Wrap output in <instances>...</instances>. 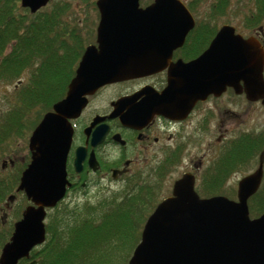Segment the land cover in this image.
Segmentation results:
<instances>
[{
    "label": "flooded vegetation",
    "instance_id": "af4514ba",
    "mask_svg": "<svg viewBox=\"0 0 264 264\" xmlns=\"http://www.w3.org/2000/svg\"><path fill=\"white\" fill-rule=\"evenodd\" d=\"M161 1L139 0L135 4L134 0H102L106 5L103 10L108 12L112 21L129 16V10L135 9L138 13L149 15V20L144 17L146 30L154 28L160 31V16L166 15L173 6L184 8L190 20L188 27L191 25V28L182 40L174 41L180 42V45L171 51H150L152 47L172 45L170 40H161L160 33L154 35L155 40L151 42L120 47L129 55L131 49L144 51V54L149 50L150 55L142 60L149 64L155 62L158 66L153 70L146 68L148 73L143 77L104 84L92 95L86 96L87 104L79 117L69 120L73 132L65 163L69 185L64 202L71 195L75 199L83 194L90 196L92 189L102 190L112 183H122L127 193L139 187L157 185L160 172L169 171L182 170L179 178L192 173L197 188L200 184H207L206 179L218 175V167L233 163H254L255 169L251 173L259 171L262 164L264 182V126H260L264 124L263 83L257 81L253 84L259 87L250 94L243 81L237 87L225 83L224 87L204 95L201 90L177 92L179 78L183 85V64L193 63L205 52L211 51L209 62L213 66L208 65L204 73L215 74L220 70L222 63L224 65L221 59L230 47L229 36L249 40V46L259 48L264 54V13L253 14L249 19L240 18L239 0ZM248 4H251L249 0ZM154 7L156 13L152 9ZM88 12L92 18H89ZM28 14H40L46 26L54 20L56 32L66 37L62 40L69 47L56 52V55L66 58L56 64L59 67L62 64L67 71L56 82L52 106L48 110L45 108L44 116L54 111L55 104L67 98L70 84L87 49L94 46L92 49L99 55L105 49L97 43L102 12L100 0H58L50 1L35 14L30 11ZM137 23L141 25L143 20L137 18ZM225 28L229 31L218 36ZM218 37L220 41H216ZM221 71L224 74L228 72L224 68ZM23 81L21 79L14 89L20 90ZM40 82L39 78V85ZM1 92L2 89L0 95ZM15 122L18 126L19 120ZM22 135L17 134L18 137ZM28 156L29 161L21 171L15 169L17 160L11 161L10 168L8 161L0 167V257L27 207L33 205L25 192L19 191L22 176L32 162L30 149ZM238 173L240 170L233 172L223 186L228 189ZM221 191L213 195L227 194ZM19 200L21 202L16 209ZM40 248L41 245L34 248L30 257L21 259L19 264L36 261L33 258Z\"/></svg>",
    "mask_w": 264,
    "mask_h": 264
},
{
    "label": "water",
    "instance_id": "95a60500",
    "mask_svg": "<svg viewBox=\"0 0 264 264\" xmlns=\"http://www.w3.org/2000/svg\"><path fill=\"white\" fill-rule=\"evenodd\" d=\"M48 1L21 0V6L36 13ZM138 1L134 0V3ZM105 6L100 0L102 24L97 42L105 49L101 55L92 49L94 46L87 49L67 98L55 104L53 112L44 115L30 137L32 162L22 176L19 191H24L34 206L27 208L23 219L16 225L15 234L3 249L0 264H19L21 259L30 257L33 248L45 243L47 210L63 200L69 185L65 168L73 132L69 120L79 117L87 104L86 96L104 84L143 77L148 73L146 68L153 70L158 66L155 62H144L143 57L150 55L152 50L171 51L180 45L174 41L182 40L191 28L184 8L172 6L166 15L160 16L162 23L157 31L154 28L146 30L144 17L149 20L146 13L133 9L129 10V16L112 21L108 12L103 10ZM152 9L157 12L156 7ZM137 18L143 20L141 25ZM226 31L229 28L223 29L218 36ZM159 33L161 40H170L172 45L152 47L149 54L131 49L129 55L120 49L131 43L151 42ZM220 40V37L216 39ZM228 43L230 47L221 59L224 65L222 63L215 74L204 73L211 65V51L193 63L183 64V89L179 78L177 92L201 90L204 95L224 87L225 83L237 87L241 81L245 82L248 94L256 91L259 86L253 84L257 81L264 83V54L259 48L249 46L250 41L241 36H229ZM134 59L140 62H134ZM221 68L228 72L224 74ZM260 167L257 173L240 182L238 201L224 196L200 198L194 190L193 176L185 174L176 181L172 196L162 200L145 222L141 241L128 264H264V214L251 219L248 208L250 198L260 189L262 164Z\"/></svg>",
    "mask_w": 264,
    "mask_h": 264
},
{
    "label": "trees",
    "instance_id": "16d2710c",
    "mask_svg": "<svg viewBox=\"0 0 264 264\" xmlns=\"http://www.w3.org/2000/svg\"><path fill=\"white\" fill-rule=\"evenodd\" d=\"M19 4L20 0H0V79L15 87L24 79L9 113L10 120L20 121L35 106L46 110L52 106L55 84L67 71L62 64H56L66 59L56 52L69 47L62 40L66 37L56 32L54 20L46 26L40 14L31 16ZM159 189L157 184L114 193L99 204L88 202L72 207L74 204L68 203L69 207L60 203L52 211L55 214H49L47 242L33 259L37 264H128L141 240L144 223L154 210ZM253 199L251 218L264 212V197L259 200L257 194Z\"/></svg>",
    "mask_w": 264,
    "mask_h": 264
},
{
    "label": "rangeland",
    "instance_id": "374dc122",
    "mask_svg": "<svg viewBox=\"0 0 264 264\" xmlns=\"http://www.w3.org/2000/svg\"><path fill=\"white\" fill-rule=\"evenodd\" d=\"M52 2H57L58 0H51ZM66 1V0H62ZM73 1V0H70ZM78 1V0H75ZM251 2L250 6L248 4V0H239L238 7L241 12L242 16H239L240 18L247 17L248 19L252 17L253 14H261L259 8L263 5L264 0H249ZM21 8V6H19ZM264 13V12H263ZM87 15L89 18H92L91 14L88 12ZM88 18V19H89ZM90 24V20L88 22V25ZM30 71L26 72L24 78H26V75ZM28 81L26 80L25 83ZM15 84H0V89H2L1 95H0V167L4 163V161H8V165L10 168L11 161H16L15 169L20 170L21 168L25 166V164L29 161V149H28V142L29 137L32 132V128L34 125H36L37 121L42 119L43 113L45 110L41 108L40 106H35L34 109L31 112H27L24 116H22V120L19 121V125L14 122L18 119H9V113L13 110V102L17 101L16 99L18 97V90L14 89ZM24 109V107L22 108ZM12 116V115H11ZM250 119V118H249ZM248 119V121H250ZM6 120V122H5ZM259 122V121H258ZM260 126H264V124H260ZM20 127V128H19ZM5 133H4V132ZM3 132V133H1ZM23 134L22 136L18 137L17 134ZM2 139V141H1ZM247 148V145H245ZM26 160V161H25ZM234 164V163H233ZM230 165V166H220L217 169L219 170L218 175L215 177L212 176L210 180H207V184H203L202 186L205 187L209 191H226L227 194L223 195L228 197L230 200L237 201V184L243 177V175L251 173L255 169L254 163L250 164L249 169H242L240 173H238V176H235L234 183L227 188L223 186V183L226 181L227 178L230 177V175L233 172L239 171L242 167L247 166V164H240V165ZM164 174L161 175V181L160 189L157 191L159 194L157 196V202L154 205V208L157 206V203L160 202L161 199L169 197L171 195V191L174 185V181L179 178V176L183 173L182 170L179 171H169V172H163ZM201 187V184H200ZM102 190H96L92 189L91 195L87 196L85 194L81 195L80 198L75 199L73 195L68 197V200L65 201L63 204L70 205L68 203H72L74 206H82L85 203L91 202L93 204H99L101 200H103L106 197H109L112 194H118L120 192H126L125 186L118 182V183H112L108 185V188H101ZM197 190L202 191L199 186H197ZM222 192V191H221ZM206 193V192H205ZM220 194V193H217ZM213 195V194H212ZM219 195V196H221ZM254 197V196H253ZM253 197L251 198L249 202L250 203L254 200ZM264 197V182L262 184V189L259 193V200H262ZM22 198V197H21ZM21 200V199H20ZM17 203L16 209L18 208L20 201ZM257 198L253 201V204H257ZM54 212H51V217L55 214ZM50 216L49 219L51 218ZM49 222V220H48Z\"/></svg>",
    "mask_w": 264,
    "mask_h": 264
},
{
    "label": "bare ground",
    "instance_id": "6f19581e",
    "mask_svg": "<svg viewBox=\"0 0 264 264\" xmlns=\"http://www.w3.org/2000/svg\"><path fill=\"white\" fill-rule=\"evenodd\" d=\"M251 77H255L254 75H251ZM250 78V77H249Z\"/></svg>",
    "mask_w": 264,
    "mask_h": 264
}]
</instances>
